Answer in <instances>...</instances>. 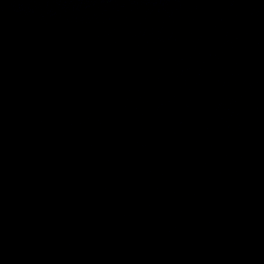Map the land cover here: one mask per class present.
I'll return each mask as SVG.
<instances>
[{
  "label": "water",
  "instance_id": "95a60500",
  "mask_svg": "<svg viewBox=\"0 0 264 264\" xmlns=\"http://www.w3.org/2000/svg\"><path fill=\"white\" fill-rule=\"evenodd\" d=\"M0 264H264V0H0Z\"/></svg>",
  "mask_w": 264,
  "mask_h": 264
}]
</instances>
